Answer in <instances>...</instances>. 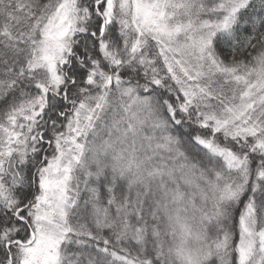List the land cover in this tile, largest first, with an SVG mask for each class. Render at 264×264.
I'll return each instance as SVG.
<instances>
[{"label": "snow or ice", "instance_id": "6c2138e0", "mask_svg": "<svg viewBox=\"0 0 264 264\" xmlns=\"http://www.w3.org/2000/svg\"><path fill=\"white\" fill-rule=\"evenodd\" d=\"M0 264H264V0H0Z\"/></svg>", "mask_w": 264, "mask_h": 264}]
</instances>
